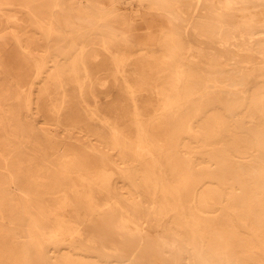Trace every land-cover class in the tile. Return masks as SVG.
I'll return each mask as SVG.
<instances>
[{"label": "bare ground", "instance_id": "bare-ground-1", "mask_svg": "<svg viewBox=\"0 0 264 264\" xmlns=\"http://www.w3.org/2000/svg\"><path fill=\"white\" fill-rule=\"evenodd\" d=\"M67 1L0 0V264H264V0Z\"/></svg>", "mask_w": 264, "mask_h": 264}, {"label": "rangeland", "instance_id": "rangeland-1", "mask_svg": "<svg viewBox=\"0 0 264 264\" xmlns=\"http://www.w3.org/2000/svg\"><path fill=\"white\" fill-rule=\"evenodd\" d=\"M63 5L65 9L70 7V4L68 3L67 0H63ZM124 12H127V8L123 7L122 8ZM74 13V12H72ZM11 15L15 17L22 18L24 21H28L29 17L26 14H22L18 11H12L10 12ZM77 19L75 18L74 21ZM116 20V21H115ZM109 19L106 24H104V28L109 30V32L114 33L116 35H119L120 37H124L128 40L129 46H131L133 52L135 53L136 56L140 55L141 53H144V55H152L154 56V53H156L157 49V41L159 38V30L158 26L154 25L150 29L146 28L148 25L144 23L142 20H138L135 23H128L127 25H120L117 22V19ZM160 20V19H158ZM21 22V20H20ZM91 24H95V22L91 21ZM86 25H88L86 23ZM33 26V24H32ZM15 26H9L8 32L12 30H18L14 29ZM87 27L82 26L80 24H74L73 25V31H76V34L79 33L81 35L82 33H85ZM89 29V28H88ZM78 30V31H77ZM38 32L35 29V33L33 32L32 39H37L38 37ZM4 35V31L2 30V33L0 34L2 36ZM77 43L80 44V39L77 37L76 38ZM158 54V53H156ZM0 65L2 69L4 70L5 73H2L3 78H5V82L8 85H11L14 81H17L20 83L22 88L25 90L28 88L30 82L32 81L33 77L35 76L36 73V62L34 59L27 54L21 49V47L17 44L16 40L13 39L12 37H6L2 40H0ZM1 72V71H0ZM43 126L42 124H40ZM51 132L54 136H56V140H61V136H65V133L61 132L58 128L56 127H50ZM80 136V134H74V137ZM83 136V135H82ZM91 139V138H89ZM89 141V140H88ZM74 139L68 140V144H73ZM82 142H85V139H82ZM93 142V140H90V143ZM82 144V143H81ZM74 145V144H73ZM83 145V144H82ZM80 145L78 147V152H81L80 149L83 148V146ZM44 158L47 159L48 161L52 160L51 154H44ZM93 160L96 159L95 161L101 162V157L98 155L92 156ZM76 203L78 206L80 205L81 209L86 213V214H91V210L87 208L82 202L76 200ZM76 217L75 219H77ZM162 234V233H161ZM163 236V234L161 235ZM163 238L167 241L169 238L164 237ZM66 251L65 249H62V252Z\"/></svg>", "mask_w": 264, "mask_h": 264}]
</instances>
